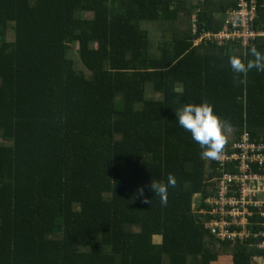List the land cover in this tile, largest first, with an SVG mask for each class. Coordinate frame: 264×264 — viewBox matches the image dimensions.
<instances>
[{
    "label": "trees",
    "instance_id": "trees-1",
    "mask_svg": "<svg viewBox=\"0 0 264 264\" xmlns=\"http://www.w3.org/2000/svg\"><path fill=\"white\" fill-rule=\"evenodd\" d=\"M236 4L0 0V264H260L197 215L220 170L174 114L207 101L232 123L223 149L264 140V72L234 83L228 64L264 36L194 44ZM169 175L162 205L150 183Z\"/></svg>",
    "mask_w": 264,
    "mask_h": 264
},
{
    "label": "built area",
    "instance_id": "built-area-1",
    "mask_svg": "<svg viewBox=\"0 0 264 264\" xmlns=\"http://www.w3.org/2000/svg\"><path fill=\"white\" fill-rule=\"evenodd\" d=\"M256 0H237L236 7L224 13L226 29L217 33L204 32L194 44L204 40L237 42L245 47L264 31L254 28ZM219 173L211 179L212 192L194 206L208 232L225 241L248 242L264 250V140L244 131L230 149H223L218 159ZM196 200V195L193 202Z\"/></svg>",
    "mask_w": 264,
    "mask_h": 264
},
{
    "label": "clouds",
    "instance_id": "clouds-1",
    "mask_svg": "<svg viewBox=\"0 0 264 264\" xmlns=\"http://www.w3.org/2000/svg\"><path fill=\"white\" fill-rule=\"evenodd\" d=\"M253 59L247 63L238 56L229 57L228 64L234 74V83H242L241 77L253 69L264 72V53L255 47L250 49ZM174 111L175 122L185 131L190 133L191 139L195 141L202 150V157L218 159L222 154L226 143L225 131L232 127L229 120H221L213 111V106L207 101L180 103ZM175 178L167 177V183L160 180H152L150 188L160 199L162 205L167 204L169 187H175ZM143 188H138L136 195L143 197ZM148 203V201H145Z\"/></svg>",
    "mask_w": 264,
    "mask_h": 264
},
{
    "label": "rangeland",
    "instance_id": "rangeland-1",
    "mask_svg": "<svg viewBox=\"0 0 264 264\" xmlns=\"http://www.w3.org/2000/svg\"><path fill=\"white\" fill-rule=\"evenodd\" d=\"M254 258H255V261L259 262L260 264H263L264 263L263 262V260H264L263 257L260 258V256L259 257L258 256H255Z\"/></svg>",
    "mask_w": 264,
    "mask_h": 264
}]
</instances>
